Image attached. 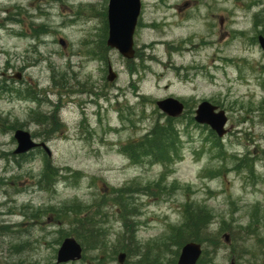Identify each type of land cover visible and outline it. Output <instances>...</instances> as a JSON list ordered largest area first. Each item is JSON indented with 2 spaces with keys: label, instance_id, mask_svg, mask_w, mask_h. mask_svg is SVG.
<instances>
[{
  "label": "rangeland",
  "instance_id": "obj_1",
  "mask_svg": "<svg viewBox=\"0 0 264 264\" xmlns=\"http://www.w3.org/2000/svg\"><path fill=\"white\" fill-rule=\"evenodd\" d=\"M141 1L134 38L139 59L131 62L105 46L109 0H0V264H57L58 240L72 229L70 217L59 219L55 209L109 201L120 189L132 193L124 196L136 211L130 230L108 202V249L68 264H98V258L118 264L126 251L115 254L122 249L116 243L131 231L140 249L126 253L124 264H177L181 249L176 255L172 227L190 203L212 215L208 235L200 236L203 264H264V53L257 41L264 36V0ZM41 24L44 33L36 35L32 27ZM78 52L84 61L70 58ZM70 61L89 65L96 83L86 76L88 82L75 86L84 92L103 85L111 67L119 87L133 88L126 99L135 117L108 112L101 125L90 121L80 134L67 104ZM171 96L186 106L167 140L173 146L164 158L139 153L132 160L129 146L167 124L156 102ZM203 101L225 112L222 139L194 122ZM17 129L44 143L49 155H14ZM50 162L82 177L42 190L40 175ZM38 209L52 210L30 215ZM4 213L14 230L6 236Z\"/></svg>",
  "mask_w": 264,
  "mask_h": 264
},
{
  "label": "trees",
  "instance_id": "obj_2",
  "mask_svg": "<svg viewBox=\"0 0 264 264\" xmlns=\"http://www.w3.org/2000/svg\"><path fill=\"white\" fill-rule=\"evenodd\" d=\"M103 15L105 18L106 13L103 12ZM9 19L11 20V22H14L16 18L9 17ZM32 25L34 24L32 23ZM45 28L46 25L41 24L37 29H34L32 27V30L36 33V35H40L44 33ZM104 34H107V25H105ZM65 76L66 74L61 77L63 78V81L66 80ZM167 121V124L159 127L156 126L155 128H153V130L145 136L146 138L144 137L145 141L141 140L135 146L131 144L128 148V150L131 149L130 158L135 159V154L139 153H144L147 156L155 153L157 157L162 156V158H164V152L166 151V149H170L173 146V143H168L167 140H172V137L176 134L174 128V120L168 119ZM35 152H41V150L35 149L33 152L18 155V157H28V155H32ZM62 172L67 171L66 169H63V171L57 169L51 162L46 164L40 175L41 183L38 182L41 189L52 191L53 185L63 178L71 179L72 181L76 182L82 177V175H80V173L78 172L68 173V176L63 174ZM163 177L164 176L162 175L161 180H163ZM157 184H159V182ZM112 195L114 196L110 198L109 201L104 198L97 200L92 205H86L79 201H73L64 204L59 209L56 208L55 210L57 211L59 219L67 216L70 217V228L72 229L71 234L65 233L64 235L60 236L58 245L61 243L62 239L65 238V236H74L75 239L84 248V252H88L90 250L106 251L109 244H107L105 237H109V232L108 229H105L104 225L108 224L106 217L107 214L105 213L108 202H111L116 206L119 215L116 213V210L115 214L119 217L120 221L124 223V226L127 227L128 230H130L131 227L129 224L131 223H128L130 222L129 217L136 216V211L132 209L130 201H128L124 196L132 198V193L124 189H120L114 190L112 192ZM105 201L107 205L104 204ZM50 210L52 209H38L33 211L32 213L30 211V215L37 218L38 215H44ZM183 214L184 218L182 223L177 227H172L171 238L175 241L174 244L176 247V255H178L179 250L182 248V246L188 242L201 243L202 239L200 238V236L205 234L208 235V225L212 220V215L206 208L194 206L191 203L185 205ZM13 231L14 230H9L8 227H6V234ZM131 232L125 233L124 237L117 241L116 245L121 244L122 249L116 250L115 254H118L121 251H126L127 254L139 251L140 247L135 241L134 237L131 235ZM20 247L22 246L18 245L15 246L14 249ZM204 254L205 252H203V256ZM203 256L198 264L204 263V260H202ZM101 263L102 261L98 258V264Z\"/></svg>",
  "mask_w": 264,
  "mask_h": 264
},
{
  "label": "water",
  "instance_id": "obj_3",
  "mask_svg": "<svg viewBox=\"0 0 264 264\" xmlns=\"http://www.w3.org/2000/svg\"><path fill=\"white\" fill-rule=\"evenodd\" d=\"M141 5V0H109L107 17L109 35L107 45L109 48L117 50L127 59L134 57V33L141 13ZM258 41L264 51V37L259 36ZM60 44L64 46L63 41H60ZM16 78L20 79L19 76ZM113 79L114 76L109 77L110 81ZM157 106L170 117L180 116L184 109L183 104L174 98L159 101ZM216 110L217 107L209 102L200 103L196 110L195 121L198 124L210 126L218 137L222 138L226 134L227 117L224 111L217 112ZM14 139L17 141L15 154H23L39 146L25 130H16ZM41 146L47 150L44 144H41ZM201 254V245L189 242L183 246L177 264H197ZM81 258L82 247L80 244L74 238H66L57 252V263L66 264L79 261ZM124 260L125 255L121 254L118 257L119 264H123Z\"/></svg>",
  "mask_w": 264,
  "mask_h": 264
},
{
  "label": "flooded vegetation",
  "instance_id": "obj_4",
  "mask_svg": "<svg viewBox=\"0 0 264 264\" xmlns=\"http://www.w3.org/2000/svg\"><path fill=\"white\" fill-rule=\"evenodd\" d=\"M69 55L70 54H68V56ZM84 56H85L84 53L78 52L76 54H72L70 58L78 57L79 60L84 61L83 59ZM138 59L139 58L137 54L133 62H136ZM87 64L88 63H85L83 64L82 67H80L79 62L75 64L73 61H70V71H69V76L71 78L70 86H72L73 89H71V92H69L68 94L69 99L67 104L73 111L74 119L79 118L77 119V122H79L78 124L82 125V130L81 131L78 130V132L80 134H83L86 125L90 127V121H94L98 125H101L102 121H105L104 114H110L108 112H111L112 114L120 112L130 117H135V110L132 107L131 103H127L128 99H126V94L129 92L133 93L132 92L133 88L124 89V87L121 86L119 87V85H117L118 78H116V80L112 83L109 82L107 80L108 79L107 72H105V82L103 83V85L99 84V87H97V89L95 88V86L92 85L91 90L84 92V90L81 87H75L76 84L78 83H84V81L82 80L87 81L90 78L92 79V77L90 76L91 72H89L88 69L89 65L87 66ZM82 73L85 74L83 78L81 77ZM86 76L88 77L87 80L85 79ZM92 80L93 81L91 82L96 83L94 79ZM82 95L85 97H82ZM106 111L107 113H105ZM185 111H186V106H185ZM108 116L111 117V115ZM184 116L185 114L182 117ZM125 118H126L125 121L130 120L128 119L127 116ZM1 226L6 236V213H4L3 215Z\"/></svg>",
  "mask_w": 264,
  "mask_h": 264
}]
</instances>
